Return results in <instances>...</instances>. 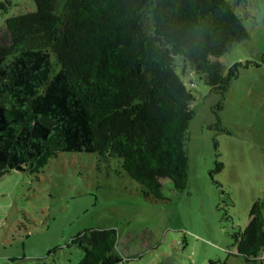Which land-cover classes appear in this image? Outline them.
I'll return each instance as SVG.
<instances>
[{
	"label": "trees",
	"instance_id": "trees-1",
	"mask_svg": "<svg viewBox=\"0 0 264 264\" xmlns=\"http://www.w3.org/2000/svg\"><path fill=\"white\" fill-rule=\"evenodd\" d=\"M33 2L5 18L0 36V177L36 175L58 153L85 152L117 157L145 196L162 198L163 178L186 189L193 94L175 56L222 100L252 63L223 74L218 59L247 37L236 12L246 0ZM262 211L254 203L248 226L232 234L247 260L264 249ZM117 241L116 229L98 227L70 244L83 253L77 264H122Z\"/></svg>",
	"mask_w": 264,
	"mask_h": 264
},
{
	"label": "rangeland",
	"instance_id": "rangeland-1",
	"mask_svg": "<svg viewBox=\"0 0 264 264\" xmlns=\"http://www.w3.org/2000/svg\"><path fill=\"white\" fill-rule=\"evenodd\" d=\"M0 2V36L5 18L35 9L33 0ZM236 12L247 37L219 63L223 74L232 63H252L222 100L175 56L193 94L186 189L163 178L162 198L145 196L117 157L85 152L58 153L36 175L11 170L0 177V264H77L83 253L70 240L98 227L116 229L122 264H261L264 249L247 260L232 234L248 226L254 203L264 215V0H246Z\"/></svg>",
	"mask_w": 264,
	"mask_h": 264
}]
</instances>
